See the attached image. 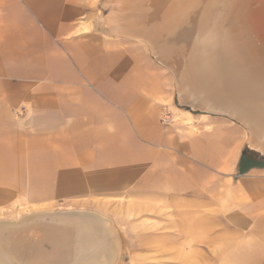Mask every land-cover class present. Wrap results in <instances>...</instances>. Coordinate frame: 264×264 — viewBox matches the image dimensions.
<instances>
[{"label": "crops", "instance_id": "obj_1", "mask_svg": "<svg viewBox=\"0 0 264 264\" xmlns=\"http://www.w3.org/2000/svg\"><path fill=\"white\" fill-rule=\"evenodd\" d=\"M109 6L0 0V221L94 214L120 264H264L263 153L180 108L177 75L111 32Z\"/></svg>", "mask_w": 264, "mask_h": 264}, {"label": "bare ground", "instance_id": "obj_2", "mask_svg": "<svg viewBox=\"0 0 264 264\" xmlns=\"http://www.w3.org/2000/svg\"><path fill=\"white\" fill-rule=\"evenodd\" d=\"M151 6L138 16L140 26L128 22L122 29L114 21L111 32L147 43L176 67L183 101L245 124L250 147L264 154V0H154Z\"/></svg>", "mask_w": 264, "mask_h": 264}, {"label": "water", "instance_id": "obj_3", "mask_svg": "<svg viewBox=\"0 0 264 264\" xmlns=\"http://www.w3.org/2000/svg\"><path fill=\"white\" fill-rule=\"evenodd\" d=\"M64 215L44 213L18 223L0 222V264H102L101 238L106 239L103 244L111 239L112 249H119L118 239L101 218L90 213Z\"/></svg>", "mask_w": 264, "mask_h": 264}, {"label": "rangeland", "instance_id": "obj_4", "mask_svg": "<svg viewBox=\"0 0 264 264\" xmlns=\"http://www.w3.org/2000/svg\"><path fill=\"white\" fill-rule=\"evenodd\" d=\"M144 3H141L139 4L138 3V0H109V7H110V11H109V14H108V17L113 13V10L117 11L118 14L116 16H110L109 18L112 19V23H114V21H116L118 23L119 26L123 27L122 29L124 28H127L126 26H130V24L134 27H136L135 24H138L140 26V22L137 20L139 19L138 16H142L144 17L146 14H147V10L148 9H151L154 8L153 6H151L153 4V1L154 0H143ZM139 4V6H138ZM154 10V9H153ZM156 11V10H155ZM128 22L130 24H128ZM124 36V35H122ZM127 37V36H126ZM136 40V39H135ZM140 42H143L144 44H146L147 46H149L147 43H145L144 41H141V40H138ZM150 48V47H149ZM153 52V51H152ZM153 55L165 66L167 67L168 69H170L171 71L174 70L175 71V74L178 75V73H176V67L174 65H168L166 64L165 62H162L156 55L155 53L153 52ZM171 66V67H170ZM178 77V76H177ZM180 78L178 77V86H181V87H178V96H177V104L180 108H182L183 110L185 111H190L192 113H196V112H200V110L202 111H207V106L204 105V104H198V103H194L193 101L191 102H185L183 101V97L181 95V91L182 89L180 90V88H182V85H181V82H180ZM180 91V92H179ZM180 95V96H179ZM192 103V104H191ZM194 103V104H193ZM206 108V109H205ZM205 109V110H204ZM209 111V110H208ZM213 114L212 111H209ZM218 116H221V117H224L226 116L225 118H227L229 121H232L234 122L235 124H237L238 126H240L242 129H243V132L244 134H246V137H247V146L250 147L248 141L250 140V134H249V130L246 128L247 126L241 122H239L238 120L236 119H233L231 118V116L227 115V114H224V115H219L217 113H214ZM243 124V125H242ZM0 222H8V221H0ZM10 223H18V222H10ZM106 240V239H103V241ZM111 242V239H109V243ZM105 244H102L104 245V248H106V241L104 242ZM116 243V242H115ZM113 244V243H112ZM112 244H109L112 246ZM117 244H115L116 246ZM110 246V248H111ZM103 247L100 245L99 246V249H102ZM110 255L109 257L107 256V253H106V250L105 249V257L103 260H108V259H111V260H114L115 259V256H116V259L114 261V263L111 262V260H109L110 262L106 263V264H120L123 257H124V252H123V249H110ZM112 256V257H111ZM103 260L101 261L102 264L103 263Z\"/></svg>", "mask_w": 264, "mask_h": 264}, {"label": "trees", "instance_id": "obj_5", "mask_svg": "<svg viewBox=\"0 0 264 264\" xmlns=\"http://www.w3.org/2000/svg\"><path fill=\"white\" fill-rule=\"evenodd\" d=\"M246 154H247V151H244L243 156H242V160H241V166L244 167L246 164H247V167L254 166L256 164L254 161H248L247 162L248 159L246 158Z\"/></svg>", "mask_w": 264, "mask_h": 264}]
</instances>
